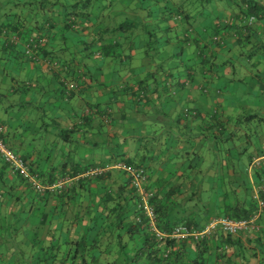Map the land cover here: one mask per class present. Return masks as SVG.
I'll list each match as a JSON object with an SVG mask.
<instances>
[{"label":"crops","instance_id":"1","mask_svg":"<svg viewBox=\"0 0 264 264\" xmlns=\"http://www.w3.org/2000/svg\"><path fill=\"white\" fill-rule=\"evenodd\" d=\"M236 1L213 0L210 9L198 10L189 0H0V86L9 79L0 95L17 96L14 105L19 106L46 104L40 111L46 122L33 130L30 116H20L27 121L23 126L9 114L8 103L0 114L3 141L45 180L74 168H106L99 175L102 181L87 180L89 189L79 188V215L91 199L96 200L101 184L113 189L127 180L115 167L117 161L127 163L125 159L142 163L148 186L154 192L160 186L162 199L174 190L169 200L177 205L170 211L171 219L203 224L241 199L256 207L254 196L262 199L258 191L263 189L264 173L261 183L249 160L261 157L256 153L264 150V130L253 142L245 129L255 117L264 122L258 115L264 113V54L258 48L264 44V19L252 24L254 35L237 44L230 30H221V23L238 11ZM217 7L221 13H212ZM166 9H179L186 16L183 21L171 20ZM69 16H74L75 27L67 26ZM44 22L50 26L44 29ZM13 25L22 34L14 33L18 40L10 46L7 30ZM27 29L35 36L44 32L46 44L38 57L47 61L22 54ZM155 36L160 46L153 52L145 37L150 43ZM212 36L222 37L224 43H213ZM110 39L116 41L112 49L107 45ZM71 47L81 53L80 60ZM104 52L118 54L114 60L119 63ZM136 52L141 57L134 63ZM236 53L245 63L234 60ZM202 57L208 59L206 68ZM246 81L245 101L253 100L257 112L248 108L244 113L240 99H232L235 88ZM39 131L43 142L36 139ZM210 148L215 152L208 155ZM2 167L0 161V172ZM2 180L7 192L0 198V264L30 255L33 232L40 238L63 233L67 222L80 229L75 209L60 208L55 195H47L45 201L33 197L8 167ZM10 192L21 197L19 206L12 205ZM37 207L34 213L47 217L44 224L32 221ZM16 213L20 219L10 239L4 226L10 227ZM83 218L81 223L87 219ZM257 223L258 230L233 237L251 239L247 244L251 247L258 234L264 243V206Z\"/></svg>","mask_w":264,"mask_h":264},{"label":"trees","instance_id":"2","mask_svg":"<svg viewBox=\"0 0 264 264\" xmlns=\"http://www.w3.org/2000/svg\"><path fill=\"white\" fill-rule=\"evenodd\" d=\"M234 4L238 11L233 15L232 19L230 18L221 23V30H230L234 41L237 44H241L247 41L250 35H254L251 31L252 24L264 19V1L239 0ZM165 11L167 12V17L171 20L183 21L186 16L179 9L173 11L166 9ZM75 15H77L76 12ZM250 17H252V20L248 23V18ZM68 19L67 26L75 27L74 16H69ZM42 26L44 29L48 28L50 23L44 22ZM29 30L27 29L23 33L24 41L29 39L30 36H35L29 34ZM113 30L115 31L116 28ZM7 31L11 35L14 33L17 35L22 34L18 32L16 25H13ZM42 33L44 34V32ZM36 37L38 39L41 38L37 34ZM211 39L213 43L218 45L224 43L220 36H212ZM181 40L185 42L188 40V37H184ZM45 44V41H42L40 44L36 41V47L32 50V54L40 56L38 53L41 50L43 51ZM9 45L12 46L13 43H9ZM107 45L111 46L112 49L116 45V41L110 39ZM258 48H262L261 52L264 54V44L262 43ZM106 53L104 52L103 55L105 56ZM22 54L27 58L33 59L30 55L24 54L23 51ZM106 55L113 59L118 57V54L115 53H107ZM41 59H44V57ZM44 61H47V59H44ZM201 63L206 68L205 66H208V59L202 57ZM142 94L143 91L140 90L138 96H142ZM63 132L66 134L69 131L64 130ZM0 136L3 139L2 133ZM4 143L10 147L5 141ZM19 156L22 158L21 155ZM256 156H264V150L258 151ZM125 161L128 164L144 167L141 162H134L131 159H125ZM1 163H3V169L8 167L6 163L2 161ZM29 167L31 171L37 173L41 182L46 183L56 179L45 180L41 178L35 168L31 165ZM3 169L0 172V198L1 195L7 192L3 190ZM80 170L74 168L61 175L71 176ZM252 170L256 177L262 179L260 182L263 183V177L261 175L264 173V159L259 161L258 166L253 167ZM20 180L33 197L38 196L42 201H45L47 195H55L60 208H69L70 206L75 209L73 212L74 221L80 224L81 227L78 230H74L72 229V223L67 222L63 233L59 230V233H49L48 236L42 238H40L37 232H33V237L30 242L31 246L28 252L30 255L25 256V258L19 261H9L7 264H248L249 259H254L257 261V264H264V243L261 242L262 237L258 234H254L255 236L252 238L254 244L251 247L247 245L251 239L239 241V238L233 237L234 235L222 232H217L211 238L202 239L197 242L191 240L175 241L172 239L157 240L154 233L146 225L147 220L145 215L137 207V194L130 187L128 179L124 180L118 188L113 189L108 185L104 186L101 184V188L97 189L95 193L97 195L96 200L94 198L91 199L84 206V213L80 215L78 213L79 211L76 210L77 203L81 200L79 188L82 187L83 190L87 191L89 189L87 180L100 182L103 180L102 176L93 177V179H79L72 182L59 193L45 192L43 194L36 193L22 178ZM83 180L86 181L84 182ZM262 185L263 189H259L258 192L264 201V184ZM161 189L160 186H158L155 192L151 189L152 196L149 199V203L152 205L155 214L154 225L159 231H167L178 223L193 224L195 226L202 225V223L196 220L171 219L170 211L174 205H177V201L169 200L174 190L170 189L165 193L164 199H162L158 195ZM10 198H12L11 203L13 206L17 207L21 204L22 199L20 196H15L11 193ZM240 201L241 203L235 201L233 204L225 205L223 214L221 215L234 219H242L248 218L255 212L256 207L254 203H245L242 199ZM37 209L38 207L33 210V223H46L47 217L45 214L34 213ZM83 215L87 219L84 223H81L84 219ZM13 217L14 222L9 225L10 227L4 226V228L8 229L7 233L9 232L11 234L8 236L10 239L14 235L15 226L18 219H20V215L16 213L13 214ZM3 235L7 236L6 232Z\"/></svg>","mask_w":264,"mask_h":264},{"label":"built area","instance_id":"3","mask_svg":"<svg viewBox=\"0 0 264 264\" xmlns=\"http://www.w3.org/2000/svg\"><path fill=\"white\" fill-rule=\"evenodd\" d=\"M252 20V17L248 18V23ZM41 38L36 36H30L29 39L23 41L22 51L26 55H30L34 60L40 59L38 56L32 54V50L36 47V41L38 44L42 41H46L43 33L38 34ZM18 38L11 35L8 38V43H15ZM2 128L0 126V134ZM261 157H253L249 165L257 166ZM0 160L6 163L11 172L22 178L36 193L43 194L59 193L69 186L72 182L84 178H93L101 175L106 168L100 166H86L75 174L69 176L64 175L54 179L51 182H41L37 173L30 170L29 164L22 159L16 152L10 149L0 136ZM115 167L123 171L128 179L130 187L137 194V207L142 211L146 217L148 229L154 233L157 240L163 241L164 239H172L175 241L191 240L200 241L213 236L217 232H222L230 235H237L245 233L248 230H258L259 225L256 222L259 218L260 211L264 206V202L257 196H254L256 201V209L248 218L234 219L225 215H218L209 218L200 226L193 224L178 223L172 226L167 231H159L155 225V214L152 205L149 203V199L152 196V190L147 186V174L143 167L127 164L122 161H117Z\"/></svg>","mask_w":264,"mask_h":264},{"label":"rangeland","instance_id":"4","mask_svg":"<svg viewBox=\"0 0 264 264\" xmlns=\"http://www.w3.org/2000/svg\"><path fill=\"white\" fill-rule=\"evenodd\" d=\"M192 4H194L193 5V7L195 8V9H202L204 6H207L208 7V9H210L211 8V6L209 5V2H210V4H212V3H214L213 2V0H208V1H206V0H189ZM217 5H219V4H217ZM203 6V7H202ZM156 7H157V4H156ZM218 9H216V8H212L211 9V11H212V13H218V14H220L221 13V9H220V7H217ZM140 25V24H139ZM170 34V33H169ZM168 34V35H169ZM170 35H172V34H170ZM147 37H145V40L147 41V43L149 44L148 45V47L147 48H149L151 51H155V48H158L159 46H160V42H159V39L157 38V36H155V38L153 37L152 39H151V42L149 43L148 42V39H146ZM142 39V38H141ZM146 47V46H145ZM76 49H74V48H70V52H71V54L72 55H75V58L76 59H78V60H80L79 58H81L82 56H81V53H79V52H77V51H75ZM141 57V55H140V53H138V52H136V54L131 58L132 60H134V63L136 62V60L137 59H139ZM232 57L234 58V60H236V61H238V62H240V63H245L244 62V57L242 58H240L238 55H237V53L236 54H234V55H232ZM256 58L258 57V54H256V56H255ZM253 60V59H252ZM113 61H115L114 59H113ZM114 63H119V62H114ZM137 63V62H136ZM119 66V65H118ZM18 77H20V75H18ZM7 83V84H6ZM6 85H2V86H0V94L1 93H5V90H6V86L9 84V79H7L6 80ZM245 85H247V81L246 82H244V83H242L241 84V86H237L236 88H235V90H234V92H236L235 93V95L232 97V99L234 100V102L236 101V100H238V99H240V100H238V102H239V107H241L242 108V110L244 111V113H247V112H249V109H251V110H253V111H255V112H257V111H259V109L256 111L255 110V108L257 109V107H259V106H256L257 104L255 103V102H253V100L252 101H245L246 99H249L247 96H245L244 94H245V92H244V88H245ZM239 96V97H238ZM238 98V99H237ZM17 99V96L15 97H6V99L4 98V96H1L0 95V114L2 113L1 111L4 109V108H6L7 107V105H8V103H11V107H12V109H10V111H9V114H14V116H15V119H17L18 120V122L20 123V124H22L23 126H26L27 125V121H25L24 120V118L22 119V117L20 118V116H27V115H29L30 117H29V119H28V123H29V121H30V123H32V125H34V129L33 130H36V128L41 124V121L42 120H44V118L41 116V114H40V111L46 106V104H44V105H36V104H27V103H25V104H23V105H21V106H19V105H14L15 104V100ZM13 101V102H12ZM27 104V105H26ZM249 108V109H248ZM261 109V108H260ZM12 114V115H13ZM258 115L259 116H264V113H263V111L261 110V113H258ZM31 119V120H30ZM152 119H149V123H151L152 121H151ZM154 122H156V120H153ZM44 122H46L45 120H44ZM248 130L247 129H245L246 131H247V135H248V137H249V139H250V141H255L256 139V136H258L260 133H261V131L262 130H264V122H261V121H259L258 119H257V117H255L254 119H252V120H249V122H248ZM40 127V126H39ZM23 128V127H22ZM149 128V127H148ZM21 129V128H20ZM39 130H40V128H39ZM19 131H21V130H19ZM136 131V130H135ZM41 132L42 131H39V132H37L38 134H37V136H36V139H37V141H40V142H43V141H45V137L43 136V135H41ZM36 132H34V134H35ZM34 140H35V138H34ZM113 141V140H112ZM233 141H236V140H233ZM218 144H219V142H218ZM71 147H70V149H71V151H73L74 149H75V146H74V144H71L70 145ZM110 145L108 144L107 145V147H109ZM98 149H100V148H98ZM98 149H96L97 151H100V150H98ZM113 149H115L116 150V148H113ZM215 149V148H214ZM95 150V151H96ZM212 152H215V150H212L211 148H210V150H208V155H211L212 154ZM80 154H83V151H81L80 152ZM74 155H75V153H74ZM239 261V260H238ZM248 264H257V261H255L254 259H249V261H248Z\"/></svg>","mask_w":264,"mask_h":264}]
</instances>
